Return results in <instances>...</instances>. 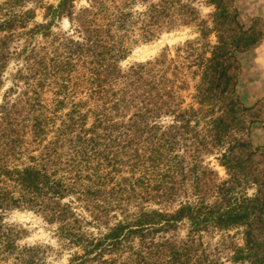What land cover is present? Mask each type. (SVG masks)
Masks as SVG:
<instances>
[{
	"label": "trees",
	"instance_id": "trees-1",
	"mask_svg": "<svg viewBox=\"0 0 264 264\" xmlns=\"http://www.w3.org/2000/svg\"><path fill=\"white\" fill-rule=\"evenodd\" d=\"M14 1L0 11V86L10 61H23L0 105V262L39 264L2 223L29 209L59 224L77 249L70 264H264V149L237 138L250 110L238 98L241 56L260 46L261 21L246 27L237 0H209L210 21L183 0L140 12L139 0H86L78 10L81 0H60L45 7L50 22L30 28L32 12L17 14ZM63 17L71 31L53 33ZM198 22L199 37L173 56L121 66L138 44ZM83 224L106 231L90 236ZM239 230L241 243H228ZM216 235L221 244L206 240Z\"/></svg>",
	"mask_w": 264,
	"mask_h": 264
},
{
	"label": "rangeland",
	"instance_id": "rangeland-1",
	"mask_svg": "<svg viewBox=\"0 0 264 264\" xmlns=\"http://www.w3.org/2000/svg\"><path fill=\"white\" fill-rule=\"evenodd\" d=\"M159 0H147L143 3L139 0L134 6L135 12H140L145 9V5L151 3H157ZM190 2L199 12V16L210 21V16L214 13V8L209 4V0H183ZM6 0H0V11L2 14L6 13V7H4ZM14 9L17 14L22 12H32L33 20L29 23V27H34L37 23H46L51 21L48 11L45 7L56 6L60 0H15ZM23 6V7H19ZM87 6L86 0L76 1L77 10L81 7ZM234 7L240 12L241 22L250 27L252 21L259 19L261 21V30L264 32V0H237ZM198 23L191 24L188 27H178L171 33H163L159 38H155L148 43H140L134 47L132 53L128 58L121 62V66L126 68L134 64H142L148 61H152L161 57L163 54L173 56L176 48L182 46L187 41L196 40L199 37ZM71 23L66 17L57 18L52 23V32L56 34L69 33L71 31ZM212 42L215 41L214 36L211 37ZM18 44V45H17ZM22 43H14L12 47L17 50H21ZM264 47V37L259 47L255 50L247 52L241 56V71L238 76L239 84L237 87L238 98L245 108L250 110L240 114L246 130L237 133V138L245 139L246 141H252L255 147L264 149V78L260 77L261 70L256 66L253 71V64L258 54L253 52L260 51ZM20 60V59H19ZM23 61H17V59L11 60L8 68L4 71L2 76V85L0 86V105L5 100V94L14 83L16 72L21 68ZM190 84L194 81L190 80ZM194 92L193 88L185 92L183 95L186 98V103H190V94ZM93 117L89 120V125L93 123ZM170 119L163 118V122L168 123ZM247 130H249L247 132ZM259 163V172H264V158L257 161ZM206 164L212 167L218 172L219 176L223 179L227 178L225 170L221 168L217 161L213 158H206ZM248 196L256 194V187H252L247 190ZM157 206H152V209ZM133 210V209H132ZM77 214L83 217L87 222H90V214L84 212L80 208L77 210ZM2 223L13 227L17 233V246L18 252L26 250L25 258L34 256L38 260L39 264H70L73 255L77 252L75 246H68L66 240L59 236V224L49 223L44 214L35 210L23 209L7 211L2 217ZM115 223V219L109 221L110 227ZM84 225V224H83ZM84 230L90 236H98L106 231V228H95L92 225H84ZM189 229L188 222L179 224L178 230L173 233L175 239L184 240L187 236ZM241 232L234 231L230 233L235 238L227 239L228 243H241ZM170 237V235H169ZM206 240H212L213 242L221 244V235H216L214 238H206ZM225 254H228L226 249ZM229 255H225L224 259ZM28 259L27 261H29ZM226 260V259H225ZM4 264H15L14 257L3 261ZM0 262V264H3ZM22 264L21 261L18 262ZM28 264V263H23Z\"/></svg>",
	"mask_w": 264,
	"mask_h": 264
},
{
	"label": "crops",
	"instance_id": "crops-1",
	"mask_svg": "<svg viewBox=\"0 0 264 264\" xmlns=\"http://www.w3.org/2000/svg\"><path fill=\"white\" fill-rule=\"evenodd\" d=\"M253 53L258 54L257 58L255 59V63L253 64V71L255 70V68L257 66L258 69L261 70V72H260L261 76L260 77L264 78V47L262 50H260V51L257 50Z\"/></svg>",
	"mask_w": 264,
	"mask_h": 264
}]
</instances>
